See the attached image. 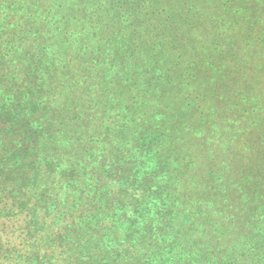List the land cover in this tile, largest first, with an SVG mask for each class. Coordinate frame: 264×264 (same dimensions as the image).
<instances>
[{"label": "trees", "instance_id": "trees-1", "mask_svg": "<svg viewBox=\"0 0 264 264\" xmlns=\"http://www.w3.org/2000/svg\"><path fill=\"white\" fill-rule=\"evenodd\" d=\"M0 264H264V0H0Z\"/></svg>", "mask_w": 264, "mask_h": 264}]
</instances>
